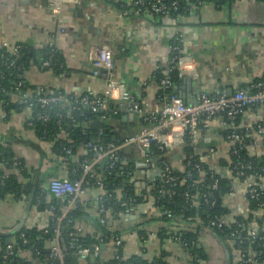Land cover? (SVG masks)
Instances as JSON below:
<instances>
[{
    "label": "crops",
    "instance_id": "1",
    "mask_svg": "<svg viewBox=\"0 0 264 264\" xmlns=\"http://www.w3.org/2000/svg\"><path fill=\"white\" fill-rule=\"evenodd\" d=\"M53 1L0 0V48L4 42L10 45L28 42L33 48L43 50L53 41L62 62V69L57 72L51 67L43 68L42 59L32 61L25 71L30 84L28 96H41L44 86L53 83L69 96L102 94L105 80L93 75L91 57L105 44L115 54V77L149 109L162 107L160 87L154 76L158 69L169 70L172 41H179L182 57H186L187 64L195 67L197 73L194 77L183 75L174 83V92L188 102L196 101L203 88L212 93L234 91L264 75V0L207 3L199 10L184 11L177 16L152 17L133 14L130 0L61 1L56 7ZM113 102L121 114L110 119L116 138L120 140L139 132L143 126L141 116L125 110L124 100L116 98ZM31 114L27 107L11 111L7 117L0 113V140L8 143L33 171V176L39 178L40 185L46 186L50 179L68 175V168L54 149V142L41 139L27 126ZM255 114L248 110L243 119L261 117L264 111L255 109ZM94 120L86 121L87 127L92 128ZM218 129L215 125L204 129L207 131L200 139L203 147L214 145L225 150L224 136ZM173 135L167 156L175 167H184L186 134L176 129ZM85 151L83 146L79 148V154ZM120 158L126 164H133L139 181L158 175L156 168L146 169L133 147L125 148ZM96 192L90 188L81 199L91 200L92 206ZM247 203L245 194L239 193L232 198L230 206L242 212ZM25 204L9 196L0 199V231L10 232L17 226ZM93 210L90 209L92 215ZM160 216V210L151 203L125 218L122 224L127 234L125 255L153 258L165 250L170 253L169 262L187 264L185 251L170 238L159 235L165 225ZM47 221V214L33 207L26 226H43ZM137 222H142L143 230L153 232V236L145 241L140 239L138 230L129 228ZM260 222L264 226V217ZM198 237L206 255L201 264L236 263L235 247L214 230L202 227Z\"/></svg>",
    "mask_w": 264,
    "mask_h": 264
},
{
    "label": "built area",
    "instance_id": "2",
    "mask_svg": "<svg viewBox=\"0 0 264 264\" xmlns=\"http://www.w3.org/2000/svg\"><path fill=\"white\" fill-rule=\"evenodd\" d=\"M61 1L74 2V0H54L52 3L56 7L59 6ZM221 1L223 0H130L129 5L133 14L138 16L152 17L174 14L177 16L184 11L199 10L207 3L219 4ZM223 3L225 2L221 4ZM21 45V42L13 45L4 42L0 48L5 49L0 54V96L7 92V89L2 86V81L15 72L19 73L23 68L18 63ZM172 47L171 66L158 83L160 89L164 90L174 87L170 75L172 71H177L180 77L183 75L197 76L195 67L187 64L186 57L174 54V51L179 50L180 47L178 45ZM48 48L52 51L57 49L53 41L49 42ZM91 61L93 75L102 77L105 80V88L102 94H85L81 97L69 96L54 83L44 86L45 94L41 96H28L26 93L23 95L11 94L10 100L12 102L26 104V107L30 108L32 112L35 105L40 106V111L36 113L35 120L42 121V123L49 122L52 119L47 108L58 103L69 105L68 116H70L71 111L86 109L90 113L98 114V119L102 123V121L108 120L111 112L115 116L119 115V108H111L116 98L124 100L126 102L125 110L139 114L143 121V126L139 132L120 140L105 141L99 138L97 141L89 140L86 142L84 147L92 151V154L83 156L79 165H70L73 145L63 147L62 161L68 168V175L54 177L50 179L46 186H41L37 202L40 204L42 197L50 194L57 197H70L69 202L62 208L60 213H56V207L53 204H47L44 211L48 217L46 224L54 222L55 225L54 236L49 242L50 253L47 258L49 264H66L67 252L62 244V224L64 221H67L68 224H74L73 229L68 233L70 238L69 247L76 249L73 255L78 261L89 264H106L105 261L115 260L116 264H121L123 260H126L127 256L120 253V249L125 248L127 235L125 231L119 234L115 232L97 234L95 237L98 242L92 246L82 247L80 245L76 247L78 239L92 232V229L76 219L68 218V212L87 190L95 188L97 192L92 199V209H94L93 216L96 218L97 223L102 226H110L116 223V230H124L122 227L123 221L130 216L132 211L143 205H150L151 203L154 205L155 198L150 194L152 187L150 184H146L149 193L142 194V202L129 197L120 198L117 201L118 203H115L118 204L120 210L128 209L126 213L114 214L108 208L112 197L106 192V186L98 170L103 168L104 171H107L121 161L122 170L119 174L127 177L135 176V172L123 167L126 163L120 158V153L127 147H133L138 152L142 163L150 169L156 168L159 170L158 174L162 177V180L172 186L179 183L184 184L186 179L192 178V169L196 170L199 178L192 182L190 186L197 190L194 194H190L188 189L184 192V196L197 207H201V205L206 207L216 206L217 197L214 191L219 190L221 179L215 177V174H218L219 169L226 173L229 190L221 196L224 204L231 208L232 198H235L239 193H244L248 202L247 207L242 212L232 209L233 213L230 217L224 213L208 215L207 227L221 232L227 228L231 229L225 239L232 243L238 253L235 264H264L263 250L255 251L252 247L256 239L264 241V226L260 222L264 217V167L254 168L251 162H246L241 157V151L247 149L255 154H264V114L261 117L252 118L250 121L243 119L248 110L253 112L254 115H256L255 109L264 111V75L250 81L245 86L236 88L231 96L227 95L226 90L220 93H212L203 88L193 103L188 102L175 92L159 93L162 107L149 109L147 105L139 102L126 90L125 85L115 77V54L108 45L100 46L91 57ZM41 66L52 68V63L45 60ZM21 84L22 81H19L18 88ZM3 102L0 99V113L7 117L13 110H7ZM85 119L91 121L87 120V117ZM72 120L75 121V119ZM59 124L60 126L64 125L61 120H59ZM27 125L30 127L34 125L32 114L27 120ZM214 125L218 126L219 132L224 136L225 150H220L214 145L208 147H199L198 145L202 136L201 130ZM176 129L184 132L186 136L189 135L192 140L193 152L188 158L185 156L187 166L192 167V169L186 170L184 178H180L176 174L177 167L173 165L167 156L168 148L173 141L172 138H174L173 132ZM101 135L102 132H99V136ZM4 145L6 144L4 143ZM156 150L160 154L155 157ZM221 156H227L228 164L225 167H220L219 159ZM233 156H237V160H234ZM205 175H210V178L207 179ZM5 178V175L0 177V185L3 184ZM91 183L93 185H90ZM162 190H160L161 193ZM172 194H175L173 189ZM251 203H254V209H250ZM164 212L167 213L168 210ZM249 213L253 214L254 218L250 224L248 235H244V222L236 217L239 214L247 215ZM160 214L162 215V212ZM110 220H113V222L110 223ZM198 222L200 224L204 223L200 219H198ZM153 234V232H147L146 230V234L141 235L138 233V236L145 241ZM176 239L181 240L180 237ZM182 243L184 246L190 245L187 241H182ZM91 248H93V253H91ZM14 249L15 246L11 237L5 248L0 247V251L4 250L7 255H12ZM28 256V259L33 260V257ZM97 257H101V260L98 261ZM1 259L0 256V264H6Z\"/></svg>",
    "mask_w": 264,
    "mask_h": 264
},
{
    "label": "trees",
    "instance_id": "3",
    "mask_svg": "<svg viewBox=\"0 0 264 264\" xmlns=\"http://www.w3.org/2000/svg\"><path fill=\"white\" fill-rule=\"evenodd\" d=\"M236 0H223L222 2H233ZM19 54L18 63L22 65V70L19 73H14L9 76L6 80L2 81V86L7 89V92L0 96V99L3 102V105L7 110H21L26 107V104H20L18 102H12L11 94L18 93L19 95L27 94L30 84L25 79V71L28 69L32 61H39L42 59V62L49 60L52 63V68L57 72L62 69V62L58 50H50V48H45L43 50H37L33 48L30 43H22ZM172 45H178L180 47L179 41H172ZM5 49H0V54L4 52ZM175 55H182L181 48L174 51ZM1 68V67H0ZM166 72L162 69H158L155 72L154 80L156 83H159L161 79L165 76ZM173 82L175 83L180 79V76L177 71H172L170 73ZM19 81H22L21 86L18 88ZM246 85V84H245ZM243 85V86H245ZM18 88V89H17ZM63 92V91H62ZM174 92V88L169 89H160L159 93H171ZM45 92L43 91L44 95ZM71 96V95H70ZM69 105L64 103L53 104L47 108L48 113H50L52 119L49 122L42 123V121L35 120L36 113L40 111V106L35 105L32 112V117L34 118V125L28 126L33 128L36 131V134L43 140L54 142V149L59 155H63V147L66 145H73V155L70 157V165H79L83 156L92 154V151L84 147L86 143L85 140L88 138L90 141H97L99 138L105 141H117L116 133L114 127L112 126L110 119L113 117L111 112L107 121H102V125L99 129H92L87 127L88 124L85 123L87 120H96L99 115L90 113L86 109L81 111H71L70 116L67 115ZM111 108H115L114 102L111 105ZM62 115V116H60ZM121 114L118 116L120 117ZM115 116V115H114ZM72 119H75L73 121ZM61 120L62 126L59 124ZM207 131V130H206ZM204 129L201 132L205 133ZM99 132H102V135L99 136ZM114 137L117 139H114ZM186 147L185 153L186 157L193 152L192 140L189 138V135L186 136ZM4 143L6 145H4ZM199 147L204 145L199 143ZM83 146L85 152L79 154V148ZM160 153L158 150L155 151V157ZM234 157V158H233ZM232 158L237 160V156ZM241 157L246 162H251L254 168L264 167V154H255L249 149L241 151ZM187 158L184 159V167L176 169V174L180 178L186 176V170L192 169V167L187 166ZM220 167H225L228 164L227 156H221L219 159ZM0 177L5 175L6 178L3 181V184L0 185V199L6 197H11L16 201L27 202L33 188L36 186L34 183L35 177L33 176V171L26 165L25 161L16 156L12 151V148L8 143L0 140ZM125 165V166H124ZM123 167L127 170H132L133 164H124ZM122 162L119 161L116 166L110 168L107 171H104L103 168L98 170L100 177L102 178L105 186L106 192L111 195V200L109 201L108 208L111 213L119 214V212L126 213L128 209L120 210L118 204H115L120 198H136L139 202H142V194L149 193L147 191V185H151L150 194L155 198L154 205L162 212L160 219L165 223L161 227L159 233L160 236L168 237L174 242H176L186 253L187 264H201L205 260V250L202 247L199 241V230L202 227H207L208 215L214 214H227L229 217L233 213L232 208L224 204L222 200V194L226 193L229 190L228 179L226 173L222 172L219 169L218 174H215V177L221 179L219 185V190H215L214 194L217 197V204L214 207H206L201 205L197 207L192 201L187 200L184 196L186 190H190V194H194L197 189L191 187L190 184L199 178V174L196 170H193L192 178L186 179L184 184L179 183L176 186H172L169 183H165L162 180V177L159 174L155 178L148 179L147 177L144 180H138L136 174L135 176L127 177L126 175L121 176L119 173L122 170ZM145 166V165H144ZM146 169H150L145 166ZM208 179L210 175H205ZM147 184V185H146ZM90 185H93L92 183ZM40 183L37 187L33 207L37 208L40 212H44L47 208V204H53L56 207V213H60L62 208L69 202L70 197H57L54 194L44 196L41 199L40 204H38V195L40 191ZM94 187V186H93ZM137 188V189H136ZM163 189V190H162ZM172 189L175 190V194H172ZM160 190L163 192L161 193ZM157 198L158 202H157ZM93 203V200H92ZM118 203V202H117ZM91 200H82L81 198L75 203L74 207L68 212V218H73L78 220L83 224L91 226L92 232L88 233L86 236L80 237L77 241V246L90 247L98 239L95 237L97 234H107V233H121L124 230H116V223L110 226H102L97 223L96 218L91 214L90 209ZM254 203L250 204V209H254ZM131 209V208H129ZM168 210L167 213L164 211ZM253 211V210H252ZM235 216V215H234ZM238 220L244 222V235H248V230L250 224L254 218V215L249 213L247 215L239 214L236 217ZM198 219L203 220L204 223L198 222ZM261 221V220H260ZM113 220H110L112 223ZM94 223V224H93ZM195 223V224H194ZM96 224V225H95ZM73 223L68 224L67 221H64L62 224V244L67 252L66 264H89L87 262L78 261L73 253L76 249L69 247L70 238L68 233L73 229ZM143 223H135L129 228L137 229L139 234H146V230H143ZM54 222H48L44 226H23L19 230H15L11 234V239L15 246L14 253L12 255H7L4 250L0 251L1 260L6 264H49L47 260L50 253L49 242L54 236ZM208 228V227H207ZM220 238L226 240L225 238L227 233L231 229L227 228L223 232L214 230ZM180 237L181 240L176 238ZM6 237L0 235V247L5 248L7 245ZM26 241V242H25ZM182 241H187L190 245L184 246ZM255 251L263 250L264 257V241L256 239L252 245ZM120 253L125 255L124 249H120ZM28 255L33 257V260L28 259ZM170 255L169 252L163 250L158 256L153 258L133 254L123 260L121 264H173L167 260V257ZM97 260L100 261L101 257H97ZM106 264L115 263V260L105 261ZM56 264V263H54Z\"/></svg>",
    "mask_w": 264,
    "mask_h": 264
},
{
    "label": "water",
    "instance_id": "4",
    "mask_svg": "<svg viewBox=\"0 0 264 264\" xmlns=\"http://www.w3.org/2000/svg\"><path fill=\"white\" fill-rule=\"evenodd\" d=\"M188 81H189L190 83H192V81H191L190 79H189ZM232 94H233V91H232V90L227 91V95H228V96H231ZM193 102H195V101H193ZM193 102H191V103H193ZM101 125H102V123H101V121H100L99 119L94 120V121L92 122V124H91V126H92L93 129H99V128L101 127ZM114 139H116V138L114 137ZM88 141H89V139L87 138V139L85 140V142H88ZM39 181H40L39 178L36 177L35 180H34V183H35L36 186L33 188L32 192H31V194H30V196H29V198H28V200H27V202H26V204H25L23 215H22V217H21L19 223H18L17 226L15 227V229H14L13 231H11V232H2V231H0V235H4V236L7 238V239H6V242H8V243L10 242V236H11V234H12L15 230H19V229H21L23 226L26 225V221H27V219H28V216H29V214H30V211H31V209L33 208L34 198H35V193H36L37 187H38V185H39V183H40ZM95 225H96V224H95ZM91 253H93V248H91Z\"/></svg>",
    "mask_w": 264,
    "mask_h": 264
}]
</instances>
